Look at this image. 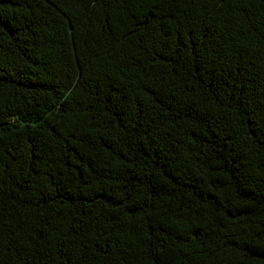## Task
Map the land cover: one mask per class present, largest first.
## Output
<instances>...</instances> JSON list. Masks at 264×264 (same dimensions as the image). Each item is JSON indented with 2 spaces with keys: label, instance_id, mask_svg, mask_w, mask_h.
Masks as SVG:
<instances>
[{
  "label": "trees",
  "instance_id": "trees-1",
  "mask_svg": "<svg viewBox=\"0 0 264 264\" xmlns=\"http://www.w3.org/2000/svg\"><path fill=\"white\" fill-rule=\"evenodd\" d=\"M0 264H264V0H0Z\"/></svg>",
  "mask_w": 264,
  "mask_h": 264
}]
</instances>
